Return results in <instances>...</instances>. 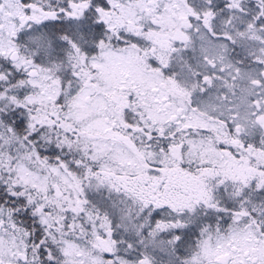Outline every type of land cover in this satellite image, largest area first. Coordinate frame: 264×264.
<instances>
[{
	"label": "snow or ice",
	"instance_id": "obj_1",
	"mask_svg": "<svg viewBox=\"0 0 264 264\" xmlns=\"http://www.w3.org/2000/svg\"><path fill=\"white\" fill-rule=\"evenodd\" d=\"M0 264H264V0H0Z\"/></svg>",
	"mask_w": 264,
	"mask_h": 264
}]
</instances>
